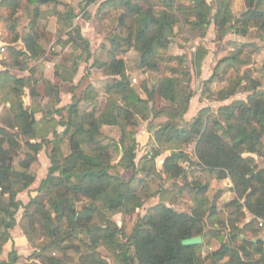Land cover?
<instances>
[{
    "label": "trees",
    "instance_id": "1",
    "mask_svg": "<svg viewBox=\"0 0 264 264\" xmlns=\"http://www.w3.org/2000/svg\"><path fill=\"white\" fill-rule=\"evenodd\" d=\"M25 1L33 8L34 16L28 26L29 31L21 35L14 32L16 26L12 21L17 20L22 0H0V10L11 11L4 23L10 27L11 35L15 34L5 38L7 57L3 64L8 69L0 71V104L10 105L0 113V255L12 240V230L18 225L17 214L23 209L26 223L23 229L29 241L35 244L34 256L38 264H110L100 254L102 247L118 248L126 264H264L261 239L264 224L260 226L257 223L259 220L264 222V168L258 167L255 158L244 157L245 153L263 156L264 90L257 91L258 85L255 84V93L247 101L221 108L223 123L208 119L203 124V119L197 116L192 123L184 125L193 94H184L181 80L176 75L159 79L151 92L146 89L150 98L158 95L176 108L157 111L153 107L151 110L149 105L141 106L143 98L128 82L123 60L115 57L107 64L109 75L120 78L109 88L110 112L99 118L93 114L81 115L79 104H72L68 108L67 120L59 123L65 130L62 133L54 131L51 139L42 138L34 109L38 106L36 100L41 98L38 85L46 83L45 96L51 105L60 104L59 96L56 99L58 86L43 76L38 65L47 61L38 24L43 16L42 7L55 5L53 16L58 18L57 24L76 33V39L71 38V41L80 40L87 48L90 44L82 37L80 28L73 27V19H64L57 10L59 5L68 7V0ZM158 1L163 10L157 14L143 9L142 3ZM190 1L189 6H175L176 0H107L103 5L124 10L121 21L124 17L137 19L135 30L125 41L141 53L143 67L148 72H157V57L170 46L175 27L181 21L193 31L205 32L211 26L209 14L214 10V24L221 34L233 30L238 35H246L250 27L264 32V0H245L247 10L239 18L233 15V0H216V8L206 0ZM20 43L23 48L18 46ZM79 59L83 58L80 56ZM30 61L35 64L28 66ZM232 61L239 65L240 70L250 66L239 55ZM11 67L25 70L28 75L18 77L9 72ZM58 73L57 70V77ZM73 74H76L75 69ZM213 81L212 78L206 83L212 84ZM223 83L225 86L219 96L221 101L239 93L243 78L232 75ZM25 89L29 90L32 101L28 106L24 102ZM210 94L211 91L207 90L203 96ZM65 109L57 111L62 113ZM151 111L154 118L166 116L168 120L159 125L154 134L161 147L152 157L143 158L139 165L144 167L140 168L136 164L135 152L136 136L140 130L136 119L141 116L147 120ZM104 125L122 130L119 142L104 145L99 140ZM45 143L54 145L50 153L52 166L39 192L48 191L45 196L39 195L24 206L17 197L35 183L33 169ZM63 143L68 144V154H64L61 148ZM191 144L196 145L195 162H191L189 155L180 148ZM121 148L127 152L121 164L133 173L129 181L121 178L111 161L112 149ZM168 151L171 155L165 158L159 172L156 159ZM186 161L193 168L191 173L196 169L195 172L212 175L218 181L230 180L237 198L227 206L241 215L247 210L254 220L242 228L236 227V222L232 223L234 233L231 242L222 243L217 251L204 259L201 253L203 245L184 246L182 242L197 237L205 241V213L200 207L188 213L160 203L150 207L147 214L138 220L127 242L120 243L119 238L127 236L112 217L131 215L155 197L140 175L158 173L169 180L187 179L189 174L181 166V162ZM216 215L213 208L209 216L214 218ZM238 238L243 239V244L237 248L232 244ZM18 258L13 250L9 254V262L0 261V264H17Z\"/></svg>",
    "mask_w": 264,
    "mask_h": 264
},
{
    "label": "rangeland",
    "instance_id": "2",
    "mask_svg": "<svg viewBox=\"0 0 264 264\" xmlns=\"http://www.w3.org/2000/svg\"><path fill=\"white\" fill-rule=\"evenodd\" d=\"M106 1L68 0V7L58 6L57 10L64 15V19L72 18L73 27L80 28L82 37L90 44L89 48L80 40L71 41V38L76 39V33L73 29L64 28L62 24H57L58 18L53 16V12L56 10L55 5L42 7L43 16L38 24L43 36L41 43L46 51L44 59L47 61H41L38 65L43 76L53 85L58 86L59 94L56 99L59 96L60 104L51 105L49 98L45 96L46 83L41 82L38 85L41 98L36 100L38 106L34 107L37 111V128L40 130V137L51 139L54 131L62 133L65 130L59 123L67 120L68 108L72 104H79L81 115L93 114L99 118L101 115L110 112L109 88L115 80L118 81L120 78L109 75L107 64L115 57L117 60H123L128 82L143 98L141 106L149 105V109L154 107L157 111H167L176 108L158 95L150 98L146 92V89L151 92L159 79L176 75L181 80L184 94L188 95L190 92L193 94L189 111L184 116V125L192 123L197 116L203 119V124L208 119L219 120L223 123L221 108L238 101H247L249 96L255 93L253 90L255 84L258 85L257 91L264 90V32L260 29L250 27L246 35H238L233 30L221 34L214 24V10L209 14L211 26L205 32L193 31L191 27L184 25L181 21L175 27L174 35L170 39V46L157 57V72H148L143 67L141 53L134 47H130L125 41L135 30L137 19L124 17V20L121 21L125 11L118 7L105 8L103 4ZM206 1L212 8H216V0ZM22 2L23 5L17 13V20L12 21L16 26L14 32L21 35L29 31L28 26L33 20L32 16H34L33 8L27 6L25 0ZM175 4V6H189L191 1L176 0ZM142 5L143 9L153 10L156 14L163 10L159 1L152 4L142 3ZM246 10L245 0H233L235 18H239ZM10 15L11 11L0 10V71L8 69L3 64L7 57L5 38H11L15 35H11L10 27H6L4 23L5 17ZM18 46L23 48L21 43ZM236 55L249 62V68L240 70L239 65L232 61ZM80 56L83 58L82 60L79 59ZM201 59L202 61L199 62ZM27 64L33 66L35 63L30 61ZM73 69L76 70V74H73ZM57 70L59 72L58 77L56 76ZM9 72L18 77L28 75L27 71L12 67ZM232 75L243 78L242 88L235 97L221 101L219 99L220 92L225 86L223 80ZM212 78L214 79L212 84L206 83ZM207 90H210L211 94L204 97L203 93ZM24 102L27 106L32 104L28 89H25ZM9 107V104H0V113ZM65 107L66 109L62 113L57 111ZM114 112L116 114L117 110ZM147 115V120H143L141 116H137L136 119L140 124L139 133L143 131L145 139L139 137L140 143H138L136 136L135 152L137 155V151H139L140 156H144L143 158L152 157L161 147V144L155 141L154 134L159 125H164L168 120L166 116L154 118L152 111ZM187 116H189L188 122L185 121ZM122 134L119 127L104 125L101 127L99 140L104 145H112L113 142L120 141ZM148 135L150 141L147 145H143L146 144ZM139 145L141 148L138 147ZM195 147V144L180 146L189 155L191 162L196 161L194 157ZM53 148L54 145L45 143L44 149L38 156V163L33 169L36 175L35 183L17 197V200L21 201L24 206H28L33 198L47 194V189L42 192L39 191L42 181L47 178L52 166L50 153ZM61 148L64 154L69 153L67 143H63ZM125 154L127 152L124 151V148L112 149L111 161L116 165V171L121 178L129 181L133 173L124 164H121ZM170 155V151L164 152L156 159L158 171L162 170L165 158ZM244 157L255 158L258 167L264 168V151L262 157L248 153H245ZM143 164L145 165V162ZM190 165L187 161L181 162V166L189 174L187 179L169 180L158 173H151L150 176L140 175L144 180V185L151 194H155V197L150 199L143 209H137L131 215L117 214L112 217V221L119 228H122L127 236L126 238L120 237V243L125 244L132 235L138 220L147 214L150 207L160 203L188 213L194 208L200 207L205 213L206 239L203 240L204 248L201 252L204 259L209 257L212 252L217 251L222 243L231 242L234 233L232 223L236 222V227L242 228L254 220V217L247 210L241 215L236 213L234 208L227 206L237 198L232 190L233 184L230 180L218 181L212 175L201 174L199 171L195 172L196 169L193 171L195 173H191L193 168H190ZM139 167L143 168L144 166L141 164ZM199 187L202 188L199 189ZM213 208L217 212L214 218L209 216ZM23 217L24 210L21 209L17 214L18 225L12 230L14 238L12 237V240L4 246L0 261L9 262V254L15 250L19 256L17 264H38L34 256L35 244L29 241L23 229L26 225ZM260 222L262 221H257L259 224ZM217 233H220L218 237H216ZM261 239L264 243V230ZM242 244L243 239L238 238L232 246L238 248ZM117 249L116 247H102L99 251L101 256L110 264H126ZM130 254L132 255V253Z\"/></svg>",
    "mask_w": 264,
    "mask_h": 264
},
{
    "label": "crops",
    "instance_id": "3",
    "mask_svg": "<svg viewBox=\"0 0 264 264\" xmlns=\"http://www.w3.org/2000/svg\"><path fill=\"white\" fill-rule=\"evenodd\" d=\"M188 117H189V116H187V118H186V120H185L186 122H188V120H187ZM139 137L142 138V139H145V136H144V132H143V131H140V133L137 135V141H138V143H140ZM149 141H150V136L148 135V139H147V141H145L146 144H143V145H147V144L149 143ZM138 147L141 148L140 145H139ZM143 152H144V150L142 151V153H143ZM140 154H141V153H139V151H137V159H136V164H137V165H139V162H140V161L143 159V157H144V156H142V155L140 156ZM159 172H160V170H159ZM169 207H170V206H169ZM174 209H175V208H174ZM177 211H178V210H177ZM181 212H184V211H181ZM12 237L14 238V234H13V232H12Z\"/></svg>",
    "mask_w": 264,
    "mask_h": 264
},
{
    "label": "water",
    "instance_id": "4",
    "mask_svg": "<svg viewBox=\"0 0 264 264\" xmlns=\"http://www.w3.org/2000/svg\"><path fill=\"white\" fill-rule=\"evenodd\" d=\"M182 244L184 246H200L203 244V238L197 237V238L187 239V240H184Z\"/></svg>",
    "mask_w": 264,
    "mask_h": 264
},
{
    "label": "built area",
    "instance_id": "5",
    "mask_svg": "<svg viewBox=\"0 0 264 264\" xmlns=\"http://www.w3.org/2000/svg\"><path fill=\"white\" fill-rule=\"evenodd\" d=\"M134 81L136 82V80H134ZM263 224H264V222H263V221H262V222H260V225H261V226H263Z\"/></svg>",
    "mask_w": 264,
    "mask_h": 264
}]
</instances>
